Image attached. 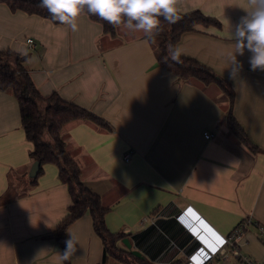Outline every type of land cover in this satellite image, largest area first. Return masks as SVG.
I'll return each instance as SVG.
<instances>
[{
	"label": "crops",
	"instance_id": "obj_1",
	"mask_svg": "<svg viewBox=\"0 0 264 264\" xmlns=\"http://www.w3.org/2000/svg\"><path fill=\"white\" fill-rule=\"evenodd\" d=\"M176 7L177 13L201 11L221 23L185 33L177 46L229 83L233 115L257 151L227 127L230 102L221 89L179 81L159 66L158 39L141 31L121 26L113 37L86 15L77 17L72 31L0 4V52L29 55L28 71L43 96L58 93L107 122L104 128L76 121L62 135L86 185L110 210V231L129 235L142 252L135 264L186 262L191 237L173 217L189 208L222 236L251 220L240 252L264 262V71L250 69L245 50L237 55L242 68L230 78L227 60L234 51L228 34L247 15L248 0H178ZM32 150L17 99L0 92V201L19 185L15 176L30 183ZM58 174L55 165H46L27 194L0 202V264H65L55 230L72 200ZM156 213L163 215L157 225L142 223ZM68 233L77 238L71 264H123L105 256L89 213L70 226L67 239ZM118 246L127 250L122 241ZM228 262L213 264H240L232 256Z\"/></svg>",
	"mask_w": 264,
	"mask_h": 264
},
{
	"label": "trees",
	"instance_id": "obj_2",
	"mask_svg": "<svg viewBox=\"0 0 264 264\" xmlns=\"http://www.w3.org/2000/svg\"><path fill=\"white\" fill-rule=\"evenodd\" d=\"M0 4L6 5L12 13L21 12L40 17L57 26L64 25L53 20L47 9L39 6L40 0H0ZM81 15H86L91 21L99 24L105 34L116 36L118 27H113L98 15L88 13L86 9L81 11L79 16ZM177 16L174 23L165 21L163 17L159 18L161 31L156 37L159 66L171 72L182 82L197 80L205 86L217 85L230 102L226 119L227 127L241 143L257 151L244 128L233 115L235 95L229 83L220 78L211 68L195 59L182 56L181 62L176 63L168 56V45H177L185 33L195 31L199 26L220 28L221 23L213 17L204 15L201 11L177 13ZM28 60L29 55L13 50L0 52V92H11L17 99L26 139L33 144L30 158L33 164L40 163V169L35 177H30V183L21 181L17 187L11 185L10 193L0 202L10 201L27 194L31 187L37 185L44 173V167L49 164L55 165L58 168L59 180L67 186L72 200L68 215L55 230V240L62 254L66 248L65 241L70 226L89 213L93 219L94 231L103 242L105 256L112 257L123 264H135L138 258L118 246V243L129 235L110 231L106 223V216L110 210L103 205L101 196L86 185L83 172L68 150L62 135L64 128L76 121H90L104 128L108 127L107 122L90 110L63 99L58 93L43 96L30 76L26 65ZM26 183H29V186ZM25 186H27L26 189ZM12 190L15 195H11ZM64 263L71 264V256L64 259ZM139 264L144 262L140 261Z\"/></svg>",
	"mask_w": 264,
	"mask_h": 264
},
{
	"label": "clouds",
	"instance_id": "obj_3",
	"mask_svg": "<svg viewBox=\"0 0 264 264\" xmlns=\"http://www.w3.org/2000/svg\"><path fill=\"white\" fill-rule=\"evenodd\" d=\"M178 0H40V7L47 9L53 20L77 30V17L81 11L98 15L113 27L130 31H141L145 38L154 41L160 34V17L174 23L177 16ZM247 15L241 17L228 38L234 41V51L228 54L229 77L242 68L237 55L250 53L249 65L252 71H264V0H248ZM182 49L168 45V56L173 62L180 63ZM63 259H68L75 251L76 236L68 233Z\"/></svg>",
	"mask_w": 264,
	"mask_h": 264
},
{
	"label": "built area",
	"instance_id": "obj_4",
	"mask_svg": "<svg viewBox=\"0 0 264 264\" xmlns=\"http://www.w3.org/2000/svg\"><path fill=\"white\" fill-rule=\"evenodd\" d=\"M27 45L30 48L35 47L34 39H28ZM207 139H211L210 133H205ZM131 154L125 156V160L129 161ZM191 210V211H189ZM163 215L156 213L151 217L142 220V223H152L157 225ZM191 237L188 247L189 251L186 255L184 264H213L217 261L229 263V257H234L240 264H264V262H255L245 257L240 252L239 243L241 242L248 225L254 224L251 220H247L239 224L228 236H222L215 233L212 229H207L200 215L192 208L180 211L173 217ZM260 239L264 243V227H259ZM217 237L223 240L219 243Z\"/></svg>",
	"mask_w": 264,
	"mask_h": 264
},
{
	"label": "water",
	"instance_id": "obj_5",
	"mask_svg": "<svg viewBox=\"0 0 264 264\" xmlns=\"http://www.w3.org/2000/svg\"><path fill=\"white\" fill-rule=\"evenodd\" d=\"M39 169H40V163L35 162L31 169V173H30L31 177H35L38 174ZM122 243L125 245L127 250L131 252L133 256L144 259L142 252L138 249H134V245L131 243L129 238L124 239Z\"/></svg>",
	"mask_w": 264,
	"mask_h": 264
},
{
	"label": "rangeland",
	"instance_id": "obj_6",
	"mask_svg": "<svg viewBox=\"0 0 264 264\" xmlns=\"http://www.w3.org/2000/svg\"><path fill=\"white\" fill-rule=\"evenodd\" d=\"M14 180L20 184L21 181H22V178H19L18 176L17 177L15 176ZM11 192H13V190Z\"/></svg>",
	"mask_w": 264,
	"mask_h": 264
},
{
	"label": "snow or ice",
	"instance_id": "obj_7",
	"mask_svg": "<svg viewBox=\"0 0 264 264\" xmlns=\"http://www.w3.org/2000/svg\"><path fill=\"white\" fill-rule=\"evenodd\" d=\"M189 211H191V210H189ZM217 240H218L219 243H221V244L223 243V240L220 239L219 237H217Z\"/></svg>",
	"mask_w": 264,
	"mask_h": 264
}]
</instances>
